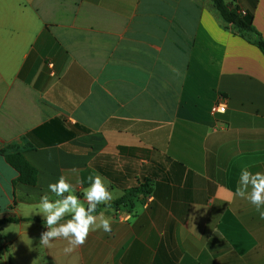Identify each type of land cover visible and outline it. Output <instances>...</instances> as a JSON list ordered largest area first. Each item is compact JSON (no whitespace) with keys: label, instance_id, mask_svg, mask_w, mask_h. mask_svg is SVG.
I'll use <instances>...</instances> for the list:
<instances>
[{"label":"crops","instance_id":"0c3cea01","mask_svg":"<svg viewBox=\"0 0 264 264\" xmlns=\"http://www.w3.org/2000/svg\"><path fill=\"white\" fill-rule=\"evenodd\" d=\"M226 1L264 39V0ZM12 144L39 177L17 182L0 154L6 264H264V220L235 195L242 167L264 172V54L212 0H0V152ZM94 173L112 231L40 246L47 185L82 196Z\"/></svg>","mask_w":264,"mask_h":264},{"label":"clouds","instance_id":"9594fccd","mask_svg":"<svg viewBox=\"0 0 264 264\" xmlns=\"http://www.w3.org/2000/svg\"><path fill=\"white\" fill-rule=\"evenodd\" d=\"M87 181L89 186L84 189L82 196L76 194V187L63 175L56 182L47 185V193H51L56 199H50L45 194L34 206V214L42 217L46 228L41 234L40 246L47 248L58 240H64L67 246L63 248V252L67 255L82 246L90 232L112 231L111 218L105 216V211L111 206L113 191L109 190L107 179L100 174L89 175ZM77 183L80 181L77 180ZM235 195L247 199L259 213V218L264 220V172H251L247 167H242ZM101 206L103 209L98 210ZM7 260L5 255L0 256V264H6Z\"/></svg>","mask_w":264,"mask_h":264},{"label":"trees","instance_id":"16d2710c","mask_svg":"<svg viewBox=\"0 0 264 264\" xmlns=\"http://www.w3.org/2000/svg\"><path fill=\"white\" fill-rule=\"evenodd\" d=\"M219 15L227 23L231 24L235 32L256 45L264 54V39L262 35L256 30L253 23L252 15H242L238 7H231L226 0H212ZM24 147L18 144H12L5 147L0 154L4 157L5 161L14 168L19 174L17 182L28 185L36 186L39 177L38 169L33 166L25 157ZM148 194V185L142 184L134 187L125 192L122 198V203H128L139 195ZM103 207L101 206V210ZM15 222L14 219L0 220V228L6 223ZM0 252L2 247L0 246Z\"/></svg>","mask_w":264,"mask_h":264},{"label":"built area","instance_id":"2783aa9c","mask_svg":"<svg viewBox=\"0 0 264 264\" xmlns=\"http://www.w3.org/2000/svg\"><path fill=\"white\" fill-rule=\"evenodd\" d=\"M241 14H245V13L242 11ZM225 111H226V104H225V102L218 103V104H216V105H214L212 107V112L213 113H225Z\"/></svg>","mask_w":264,"mask_h":264}]
</instances>
